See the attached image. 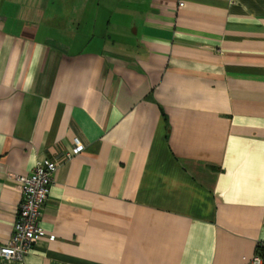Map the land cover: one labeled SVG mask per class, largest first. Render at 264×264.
<instances>
[{
    "label": "crops",
    "instance_id": "crops-1",
    "mask_svg": "<svg viewBox=\"0 0 264 264\" xmlns=\"http://www.w3.org/2000/svg\"><path fill=\"white\" fill-rule=\"evenodd\" d=\"M46 158V235L0 264L264 257V0H0V245Z\"/></svg>",
    "mask_w": 264,
    "mask_h": 264
},
{
    "label": "built area",
    "instance_id": "built-area-1",
    "mask_svg": "<svg viewBox=\"0 0 264 264\" xmlns=\"http://www.w3.org/2000/svg\"><path fill=\"white\" fill-rule=\"evenodd\" d=\"M73 149L66 153L69 159L83 151L84 145L75 139ZM59 167L56 160L46 158L34 166L31 173L16 175L22 194L12 236L7 244L0 245V260H22L35 243L46 235L41 219L44 207L54 184V174ZM246 264H264V257L256 253Z\"/></svg>",
    "mask_w": 264,
    "mask_h": 264
},
{
    "label": "trees",
    "instance_id": "trees-1",
    "mask_svg": "<svg viewBox=\"0 0 264 264\" xmlns=\"http://www.w3.org/2000/svg\"><path fill=\"white\" fill-rule=\"evenodd\" d=\"M261 254V253H260ZM262 255V254H261ZM263 256V255H262Z\"/></svg>",
    "mask_w": 264,
    "mask_h": 264
}]
</instances>
